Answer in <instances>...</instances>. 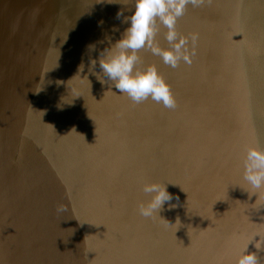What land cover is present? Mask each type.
<instances>
[{"label":"water","instance_id":"water-1","mask_svg":"<svg viewBox=\"0 0 264 264\" xmlns=\"http://www.w3.org/2000/svg\"><path fill=\"white\" fill-rule=\"evenodd\" d=\"M118 2L0 0V264H235L249 241L264 264V188L243 163L264 148V0L188 4L176 27L191 64L140 50L174 109L89 70L105 45L86 46L126 27ZM147 182L177 207L140 215Z\"/></svg>","mask_w":264,"mask_h":264},{"label":"clouds","instance_id":"clouds-1","mask_svg":"<svg viewBox=\"0 0 264 264\" xmlns=\"http://www.w3.org/2000/svg\"><path fill=\"white\" fill-rule=\"evenodd\" d=\"M107 2L120 3L118 0H107ZM127 2L128 0H125V3ZM201 3L203 0H131L130 8L122 7L116 13V18L121 24L126 25L120 32L119 38L113 41L111 35L105 34L103 39L86 46L87 51L92 53L97 51V44L105 45L99 50L98 58H90L89 70L91 69L102 85L108 83L109 88L114 87L118 93L126 95L133 103L139 104L150 99L165 108L174 109L177 101L171 86L155 64L142 65L139 52L148 49L171 68L178 67L181 61L191 64L195 52L194 50L189 52L188 38L178 32L176 25L178 19L184 15L188 4L199 7ZM99 23L102 25L103 21ZM161 25L166 29L165 38L169 44L166 48L155 43ZM113 31L120 30L114 26ZM196 38L194 34L192 40L195 41ZM97 63L99 73L94 71ZM243 163L244 180L251 189L264 188V148L258 145L246 147ZM167 189L166 183H145L143 192L149 196V199L146 203L138 205L139 214L145 218H153L165 204L168 205L169 210L177 207L176 204L171 203L173 195ZM57 211L64 212L67 209L59 206ZM250 242L252 241L244 245L235 264H260L257 253L247 251ZM255 247L260 250L264 247V241H256Z\"/></svg>","mask_w":264,"mask_h":264}]
</instances>
